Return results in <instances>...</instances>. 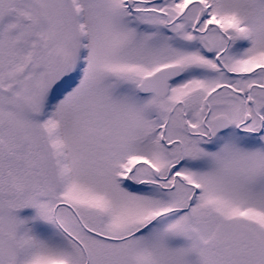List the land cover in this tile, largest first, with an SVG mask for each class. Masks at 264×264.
Listing matches in <instances>:
<instances>
[{
    "label": "snow or ice",
    "instance_id": "snow-or-ice-1",
    "mask_svg": "<svg viewBox=\"0 0 264 264\" xmlns=\"http://www.w3.org/2000/svg\"><path fill=\"white\" fill-rule=\"evenodd\" d=\"M0 264H264V0H0Z\"/></svg>",
    "mask_w": 264,
    "mask_h": 264
}]
</instances>
